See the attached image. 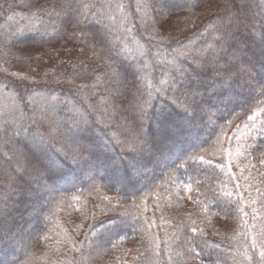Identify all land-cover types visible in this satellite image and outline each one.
<instances>
[{
  "label": "trees",
  "instance_id": "obj_1",
  "mask_svg": "<svg viewBox=\"0 0 264 264\" xmlns=\"http://www.w3.org/2000/svg\"><path fill=\"white\" fill-rule=\"evenodd\" d=\"M0 264H264V0H0Z\"/></svg>",
  "mask_w": 264,
  "mask_h": 264
}]
</instances>
